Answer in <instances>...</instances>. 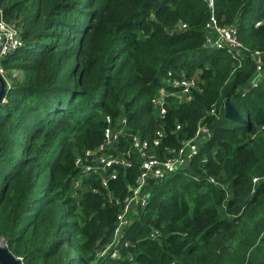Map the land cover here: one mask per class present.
<instances>
[{"label":"trees","instance_id":"1","mask_svg":"<svg viewBox=\"0 0 264 264\" xmlns=\"http://www.w3.org/2000/svg\"><path fill=\"white\" fill-rule=\"evenodd\" d=\"M0 9L23 39L1 59L20 75L9 73L0 102V241L11 254L22 264H264V76L242 90L252 53L264 51V0H213L244 47L235 70L225 49L204 45L206 0H0ZM169 70L202 83L189 102L168 99L160 150L199 122L210 138L188 169L151 182L120 256L101 255L116 207L97 173L79 178L75 157L99 145L105 114H124L150 140L162 123L150 100ZM225 101L247 122L226 119ZM175 123L182 132L171 133ZM137 171L120 169L110 188L122 196Z\"/></svg>","mask_w":264,"mask_h":264},{"label":"built area","instance_id":"2","mask_svg":"<svg viewBox=\"0 0 264 264\" xmlns=\"http://www.w3.org/2000/svg\"><path fill=\"white\" fill-rule=\"evenodd\" d=\"M206 1L210 14L203 25L204 45L225 49L232 58V67L235 70L241 66L244 57V47L238 38L237 28L235 25L219 24L212 9L213 0ZM261 23L262 20H259L255 26ZM185 27L186 24L181 23L178 29ZM22 44L20 30L2 17L0 9V74L2 76L5 71L1 66V59ZM252 58L255 62V70L247 89L255 87L264 76V51H254ZM201 83L202 80L198 76L187 77L183 72L169 70L163 85L157 89L150 100L156 118L161 122L165 118L169 98L174 95H185L191 100L194 92L200 89ZM209 113L214 114V108H211ZM103 119L105 127L101 142L95 148L83 149L82 154L75 157L74 164L81 170L80 179L90 176L92 172L98 174L107 203L116 207L113 239L99 254L102 255L112 249L111 257H119L120 252L117 249L119 237L138 210L147 204L148 186L151 182L161 181L176 172L188 169L200 145L210 138V132L203 123L199 122L190 137H183L175 146H164L160 150L164 139L168 136L163 122L155 129L153 137L148 140L141 137L139 133L131 131L124 114L118 116L105 114ZM182 129L180 123H175L171 133L177 134L182 132ZM258 131H264V123L259 125ZM134 163L138 167L134 181L126 186V192L120 196L110 188V183L117 179L120 169L125 170ZM80 179L75 181V187L79 186ZM258 181V177L252 178L253 183ZM127 244L128 242L124 243V245ZM17 258L22 263V259Z\"/></svg>","mask_w":264,"mask_h":264},{"label":"water","instance_id":"3","mask_svg":"<svg viewBox=\"0 0 264 264\" xmlns=\"http://www.w3.org/2000/svg\"><path fill=\"white\" fill-rule=\"evenodd\" d=\"M6 93V82L0 74V102L4 100ZM223 115L226 119L233 122H247L240 112L228 101L224 102ZM0 264H22L20 260L11 254L8 248L0 241Z\"/></svg>","mask_w":264,"mask_h":264},{"label":"crops","instance_id":"4","mask_svg":"<svg viewBox=\"0 0 264 264\" xmlns=\"http://www.w3.org/2000/svg\"><path fill=\"white\" fill-rule=\"evenodd\" d=\"M178 72H182V71L181 70H178ZM195 76H198L199 77V75H195ZM249 83H250V81L247 83V86H249ZM247 86H245L246 88L245 89H242V90L246 91L247 90ZM171 98L176 103H182V102H189L190 101V99L187 96H185V95H177V96L174 95Z\"/></svg>","mask_w":264,"mask_h":264},{"label":"rangeland","instance_id":"5","mask_svg":"<svg viewBox=\"0 0 264 264\" xmlns=\"http://www.w3.org/2000/svg\"><path fill=\"white\" fill-rule=\"evenodd\" d=\"M9 73L11 74V78H14V77H19L20 75H19V73L17 74V72L16 71H11V72H5L4 74H3V78H4V80H5V82L7 83V81H9V77H8V75H9ZM19 75V76H18ZM5 76V77H4ZM5 78H7V79H5ZM246 87H244L243 89H245Z\"/></svg>","mask_w":264,"mask_h":264}]
</instances>
